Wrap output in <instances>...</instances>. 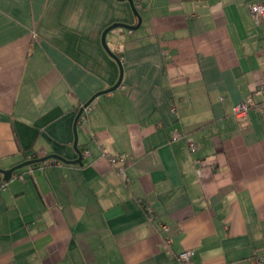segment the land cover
Segmentation results:
<instances>
[{
    "label": "crops",
    "instance_id": "1",
    "mask_svg": "<svg viewBox=\"0 0 264 264\" xmlns=\"http://www.w3.org/2000/svg\"><path fill=\"white\" fill-rule=\"evenodd\" d=\"M257 1L0 0V264H264Z\"/></svg>",
    "mask_w": 264,
    "mask_h": 264
},
{
    "label": "built area",
    "instance_id": "2",
    "mask_svg": "<svg viewBox=\"0 0 264 264\" xmlns=\"http://www.w3.org/2000/svg\"><path fill=\"white\" fill-rule=\"evenodd\" d=\"M250 12L253 15V17L255 18L256 22L259 23L260 20L264 19V1H257L254 2L250 5ZM257 94H260L262 96V102L260 104L264 105V85H261L259 87V89H257ZM255 104L253 95L250 94L249 96H247L245 99H243L241 102L237 103L236 105L233 106L232 108V112L235 116H243L246 115L247 112L249 111V108ZM89 109V106L84 108V111H87ZM84 117V115H83ZM177 137H179V133L176 135ZM189 146L191 148H195V143L193 141H189ZM85 154H88L89 151L85 150L84 151ZM109 160L111 162V164L113 166H115V168L117 169L119 175L123 176L126 174V165H125V158L123 156H110ZM12 177H18L21 180H25V177L23 174H14V176ZM7 185V181L4 179L0 178V187H5ZM145 213L146 215L153 220L154 218V210L151 206L146 205L145 207ZM161 228L165 231H168L169 227L166 223H160ZM164 242L166 244V248L167 249H171V242L172 239L170 237V235H166L164 238ZM194 255V251L193 250H184L182 252H180L177 257L179 259V261L182 264H187L189 263ZM259 259L262 261L264 259V256H259Z\"/></svg>",
    "mask_w": 264,
    "mask_h": 264
},
{
    "label": "water",
    "instance_id": "3",
    "mask_svg": "<svg viewBox=\"0 0 264 264\" xmlns=\"http://www.w3.org/2000/svg\"><path fill=\"white\" fill-rule=\"evenodd\" d=\"M129 1L131 2V5H132L133 8H134L133 0H129ZM135 13H136V14L138 15V17H139V24L137 25V27H139V25H140L141 22H142V18H141V16H140V14H139L138 11L135 10ZM117 26H123V27H128V28H133V26H132V25H129V24H126V23H114V24H112V25H109V26L103 31V34H102V43H103L105 49L110 53V55H112L117 61H119L118 56H117L114 52H112V51L110 50V48L108 47L107 42H106V35H107L108 31L111 30V29L114 28V27H117ZM135 28H136V26H135ZM119 65H120L121 73H122V65H121L120 61H119ZM120 84H121V82L118 81V83H117L112 89L117 88ZM99 94H100V93H98L97 95L93 96L91 99H89V100H88V101H87V102L81 107V109H80V111L78 112V114H77V116H76V119H75V126L77 125L78 119L80 118L81 114L83 113L84 108L87 107V106H88V105L94 100V98H95L96 96H98ZM48 158H55V159L61 160V161H63V162H68V163H75V162H80V163H81V162H82V161H81L82 155H81V153H80V158H79L78 160H68V159H66L65 157H63V156L60 155V154H49V155H47V156H45V157H43V158L37 159V160H30V161H27V163L40 162V161H44V160H46V159H48ZM22 164H25V163H22ZM22 164L17 165V166H14V167H12V168H10V169H8V170H7V169L0 168V174H2L3 179H4V180H10V179L12 178L13 172L16 171L19 167H21Z\"/></svg>",
    "mask_w": 264,
    "mask_h": 264
},
{
    "label": "trees",
    "instance_id": "4",
    "mask_svg": "<svg viewBox=\"0 0 264 264\" xmlns=\"http://www.w3.org/2000/svg\"><path fill=\"white\" fill-rule=\"evenodd\" d=\"M47 156V155H46ZM40 158H43V157H35L34 159H32V160H37V159H40ZM51 159H55V158H48V159H46V160H44V161H40V162H45V161H49V160H51ZM56 161L58 160V159H55ZM36 163H38V162H34V164H36Z\"/></svg>",
    "mask_w": 264,
    "mask_h": 264
}]
</instances>
